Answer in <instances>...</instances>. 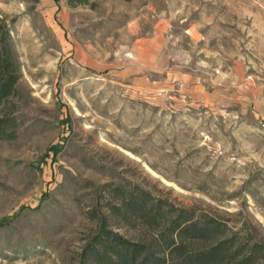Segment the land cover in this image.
Masks as SVG:
<instances>
[{
	"label": "rangeland",
	"instance_id": "rangeland-1",
	"mask_svg": "<svg viewBox=\"0 0 264 264\" xmlns=\"http://www.w3.org/2000/svg\"><path fill=\"white\" fill-rule=\"evenodd\" d=\"M71 2L0 0L20 69L0 264H77L108 185L264 245V0Z\"/></svg>",
	"mask_w": 264,
	"mask_h": 264
},
{
	"label": "trees",
	"instance_id": "trees-1",
	"mask_svg": "<svg viewBox=\"0 0 264 264\" xmlns=\"http://www.w3.org/2000/svg\"><path fill=\"white\" fill-rule=\"evenodd\" d=\"M75 1L69 5L88 3ZM19 79L10 32L0 19V141L16 139L15 110L9 105ZM109 186L112 198L105 204L106 213L95 216L97 230L83 246L77 264H264V245L229 235L221 221L201 218L193 209L176 206L136 185ZM110 219L141 227L146 237L135 241L123 236L112 228ZM195 244L203 247H192Z\"/></svg>",
	"mask_w": 264,
	"mask_h": 264
}]
</instances>
